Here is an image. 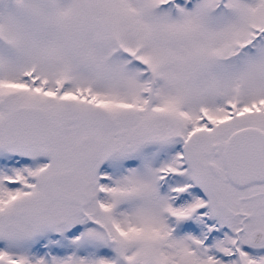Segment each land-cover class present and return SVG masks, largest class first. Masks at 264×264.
I'll return each instance as SVG.
<instances>
[{
	"label": "snow or ice",
	"instance_id": "snow-or-ice-1",
	"mask_svg": "<svg viewBox=\"0 0 264 264\" xmlns=\"http://www.w3.org/2000/svg\"><path fill=\"white\" fill-rule=\"evenodd\" d=\"M0 264H264V0H0Z\"/></svg>",
	"mask_w": 264,
	"mask_h": 264
}]
</instances>
